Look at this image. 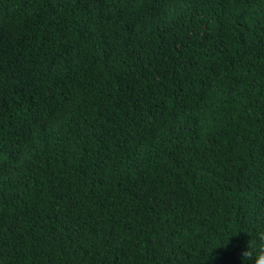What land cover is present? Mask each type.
<instances>
[{"label": "trees", "instance_id": "trees-1", "mask_svg": "<svg viewBox=\"0 0 264 264\" xmlns=\"http://www.w3.org/2000/svg\"><path fill=\"white\" fill-rule=\"evenodd\" d=\"M262 227L264 0H0V264H241Z\"/></svg>", "mask_w": 264, "mask_h": 264}, {"label": "clouds", "instance_id": "clouds-1", "mask_svg": "<svg viewBox=\"0 0 264 264\" xmlns=\"http://www.w3.org/2000/svg\"><path fill=\"white\" fill-rule=\"evenodd\" d=\"M241 233L236 231L226 236L224 244L229 243L231 237ZM264 264V227L257 229L254 236L250 237L245 249L241 252V264Z\"/></svg>", "mask_w": 264, "mask_h": 264}]
</instances>
